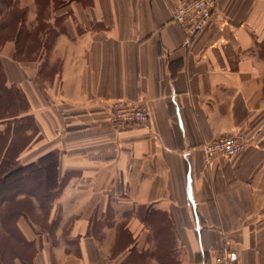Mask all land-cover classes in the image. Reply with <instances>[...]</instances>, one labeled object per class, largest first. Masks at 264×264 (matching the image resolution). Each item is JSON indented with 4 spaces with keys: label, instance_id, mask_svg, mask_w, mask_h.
I'll use <instances>...</instances> for the list:
<instances>
[{
    "label": "crops",
    "instance_id": "crops-1",
    "mask_svg": "<svg viewBox=\"0 0 264 264\" xmlns=\"http://www.w3.org/2000/svg\"><path fill=\"white\" fill-rule=\"evenodd\" d=\"M185 1L59 0L48 54L22 62L15 40L0 46L5 87L36 130L17 161L54 154L61 187L57 242L27 229L30 264H130L131 251L162 264L160 250L178 264L223 250L264 264V0H218L189 42L171 19ZM46 61L58 64L48 80ZM116 102L144 105L147 123L112 129ZM231 132L249 143L206 164L202 147Z\"/></svg>",
    "mask_w": 264,
    "mask_h": 264
},
{
    "label": "rangeland",
    "instance_id": "rangeland-1",
    "mask_svg": "<svg viewBox=\"0 0 264 264\" xmlns=\"http://www.w3.org/2000/svg\"><path fill=\"white\" fill-rule=\"evenodd\" d=\"M8 4V6L0 8V27H3L2 30H0V46L3 44V41L5 43L6 41L13 40L16 30L20 29L21 35L16 44L17 54L15 56L18 61H36L43 52L48 54L55 35L58 31H61L60 22L53 16L55 9L60 5L59 0H47V2L45 0H39L37 3L35 0H8ZM32 21H34V23H32ZM42 48H44L43 51ZM57 66V62L48 63V61H46L44 64V73L40 78L46 80L51 79L53 74L57 71ZM0 83L2 86L5 84L1 72ZM10 90L14 92L15 89L10 88ZM21 96L23 98L21 102L10 109L0 103V133L3 132L7 125H10L8 135L5 136L4 139L8 145L15 144L18 147V151L21 150L20 152L26 149L27 142L29 143L32 136L36 133L33 121L31 117L27 115V104L23 97L24 95L22 94ZM13 127L16 129L14 132H12ZM27 190L31 192V195L35 193L33 188L29 187ZM41 201L39 193H36V198L33 199L24 198L22 195L15 197L12 206L16 207L20 213L16 218L11 220L10 225L16 227L18 233L25 241H27L25 232L27 233V229H29L34 232V236H37L40 242H42L40 233L44 234L43 241L57 242L54 232L58 228L59 219L49 221L48 215L54 200L50 201L48 204L41 203ZM3 210H5V207H3ZM0 232L2 231L0 230ZM29 232L30 231H28V233ZM62 238H64V236H62ZM162 238L164 239L162 243L169 241V239L164 236ZM15 239L16 232L10 237L2 236L0 240V251L4 253V263L23 264L27 262L30 264L29 260L32 255V249L17 244ZM125 243V236L120 235L117 239L115 250L113 251L114 255L123 249ZM13 250L21 251L25 261L19 262V260L16 259L14 261L8 259L13 255ZM157 256L159 258L162 257V264H178L171 256H165V250L157 251ZM163 256L166 258H163Z\"/></svg>",
    "mask_w": 264,
    "mask_h": 264
},
{
    "label": "trees",
    "instance_id": "trees-1",
    "mask_svg": "<svg viewBox=\"0 0 264 264\" xmlns=\"http://www.w3.org/2000/svg\"><path fill=\"white\" fill-rule=\"evenodd\" d=\"M35 1L37 3L39 0ZM45 1L47 2V0ZM8 5V0L0 1V8ZM2 28L3 27H0V30H2ZM20 35L21 31L17 29L13 39L16 44L19 41L18 38ZM3 86L0 83V103L9 109L18 105L23 99L20 91L15 89L13 92L10 88H6L5 84H3ZM9 128L10 125H7L3 132L0 133V210H3V207H5V210H1L0 212V230L2 231L0 232V240L2 236L10 237L16 232V243L25 248H29V242L23 240L15 226L10 225L11 220L16 218L20 213L12 204L14 203V198L19 195L27 199H33L36 198V193L40 194L41 203L48 204L50 201L55 200L59 196L61 188L57 180V159L54 154L47 153L39 157L35 162L25 165L19 164L17 158L21 150L18 151V147L15 144L8 145L4 139V137L8 135ZM14 130L16 129L13 127L12 132H14ZM29 187L34 189L35 193H32L33 195L27 190ZM124 236L127 243V236ZM31 252L30 262L35 251L32 250ZM3 256L4 253L0 251V264H5ZM23 257L21 251L13 250V255L8 259L11 261L16 259L19 260V262H24L25 260ZM141 257V254L138 256L137 253L131 251L129 254L130 264H136L138 258ZM26 263L27 262H24L23 264Z\"/></svg>",
    "mask_w": 264,
    "mask_h": 264
},
{
    "label": "built area",
    "instance_id": "built-area-1",
    "mask_svg": "<svg viewBox=\"0 0 264 264\" xmlns=\"http://www.w3.org/2000/svg\"><path fill=\"white\" fill-rule=\"evenodd\" d=\"M218 0H186L171 13L172 21L178 26L189 42L197 36L205 24L217 18ZM148 111L142 104L116 102L110 105L108 124L114 130H122L145 125ZM249 143L247 136L241 132H231L202 147L203 160L206 164L216 158H230L240 153ZM213 264H237V254L223 250Z\"/></svg>",
    "mask_w": 264,
    "mask_h": 264
}]
</instances>
